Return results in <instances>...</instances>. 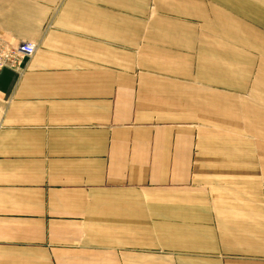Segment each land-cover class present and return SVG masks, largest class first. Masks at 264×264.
Listing matches in <instances>:
<instances>
[{"label":"crops","instance_id":"1","mask_svg":"<svg viewBox=\"0 0 264 264\" xmlns=\"http://www.w3.org/2000/svg\"><path fill=\"white\" fill-rule=\"evenodd\" d=\"M0 15V264H264V0Z\"/></svg>","mask_w":264,"mask_h":264},{"label":"built area","instance_id":"2","mask_svg":"<svg viewBox=\"0 0 264 264\" xmlns=\"http://www.w3.org/2000/svg\"><path fill=\"white\" fill-rule=\"evenodd\" d=\"M36 49L37 47L33 43L12 46L0 37V72L4 69L21 71L23 61L33 57Z\"/></svg>","mask_w":264,"mask_h":264},{"label":"rangeland","instance_id":"3","mask_svg":"<svg viewBox=\"0 0 264 264\" xmlns=\"http://www.w3.org/2000/svg\"><path fill=\"white\" fill-rule=\"evenodd\" d=\"M1 16V15H0ZM1 18V17H0ZM28 18L25 17V20H27ZM4 107H5V104L3 102L0 101V121L2 119V116H3V112H4Z\"/></svg>","mask_w":264,"mask_h":264},{"label":"bare ground","instance_id":"4","mask_svg":"<svg viewBox=\"0 0 264 264\" xmlns=\"http://www.w3.org/2000/svg\"><path fill=\"white\" fill-rule=\"evenodd\" d=\"M3 39V38H2ZM5 41V40H4ZM6 42V41H5ZM26 43H28V42H26ZM9 44V43H8Z\"/></svg>","mask_w":264,"mask_h":264}]
</instances>
